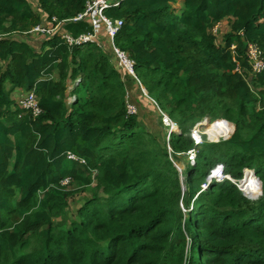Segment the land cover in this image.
<instances>
[{
    "label": "trees",
    "instance_id": "obj_1",
    "mask_svg": "<svg viewBox=\"0 0 264 264\" xmlns=\"http://www.w3.org/2000/svg\"><path fill=\"white\" fill-rule=\"evenodd\" d=\"M86 2L37 0L50 19L72 18ZM106 15L125 22L114 43L137 79L95 43L10 36L39 15L30 0H0V264H264V71L251 76L247 59L249 44L264 53V0H122ZM223 21L219 45L213 29ZM64 27L75 37L91 32L85 21ZM140 83L178 123L172 153L166 136L128 113ZM16 90L34 91L42 113L22 109ZM192 106L219 114V138L229 131L218 122L236 132L200 147L183 194L173 158L194 148L195 121L184 116ZM219 164L231 180L204 190ZM240 179L256 201L232 181ZM94 183L99 194L79 207V220L55 226Z\"/></svg>",
    "mask_w": 264,
    "mask_h": 264
},
{
    "label": "built area",
    "instance_id": "obj_2",
    "mask_svg": "<svg viewBox=\"0 0 264 264\" xmlns=\"http://www.w3.org/2000/svg\"><path fill=\"white\" fill-rule=\"evenodd\" d=\"M121 1L122 0H87L84 11L78 13L76 16L69 19H62L61 21H59L57 17L53 16L48 24H41L27 31H20V36L26 38H29L28 36H32V38H37L42 36L45 37L46 39V38H51L55 35H59L71 48L86 43H95L103 48L104 38H108L110 41L111 49L117 58L118 66L122 70L128 72L132 77L137 79L134 70V65H135L134 61L130 59V57L126 52L122 51L114 43V39L116 35L120 32L125 22L123 19L110 18L106 15V11L108 9H110L111 7H118ZM84 21L90 24L91 32L81 34L77 37H75L72 33H69L67 31L60 33L62 28L66 26L68 23H78ZM231 51L234 62H236L237 61L236 45L231 46ZM247 59H248V64L250 66L251 76H254L264 71V53L256 44L248 45ZM139 85L141 86L142 89L143 86L141 85V83ZM153 101L155 102V100ZM19 105L22 109L31 112L35 117H37L42 113V109L39 106V99L34 91L28 92L26 96L19 102ZM127 106H128L127 110L130 115H134L137 113L136 110L137 107L135 105L128 103ZM162 121L168 132L167 140H166L167 148L168 151L172 153L173 150L170 144L172 138L171 136L172 134L180 133V130L179 128L174 129L175 123L168 115L163 114ZM207 121L200 124H195L193 126V129H191L190 131L189 135L193 140L194 148L187 151L185 153V156L187 162L191 165H195L196 163L197 152L199 148L202 147V145L207 141L214 142L213 140H210L205 133ZM225 124L228 126V131H229L228 134L226 136H222L220 139L216 140L215 142L228 141L234 135L236 127H233V129L230 127L231 124L233 125V123L226 122ZM178 155H182V153H179ZM68 159L77 161L81 164L85 163L84 159L79 158L73 153L68 154ZM226 179L231 180L230 175H227L225 173L224 165L219 164L214 169H212L208 179V183L213 181L219 182ZM70 182L71 181L69 179H64L62 181V185L68 186Z\"/></svg>",
    "mask_w": 264,
    "mask_h": 264
},
{
    "label": "rangeland",
    "instance_id": "obj_3",
    "mask_svg": "<svg viewBox=\"0 0 264 264\" xmlns=\"http://www.w3.org/2000/svg\"><path fill=\"white\" fill-rule=\"evenodd\" d=\"M30 2L36 8V11H37L39 16H37L32 22H29L28 25L27 24L23 25L22 23H18V27H20L21 29L17 28L18 30H16V31L12 30L13 32L10 34V36L14 35V36L21 37L20 31H22V30L27 31L33 27L38 26V25L49 23V21H50L49 15L43 9L38 8L37 0H30ZM54 15H56V14H54ZM57 16H55V17H57ZM58 20L61 21L62 19L58 18ZM228 31H229V24L227 21H223V23L218 24L214 27L213 33L216 35L217 43L219 45L223 44V38ZM9 32H11V30ZM7 35H9V34H7ZM10 36H7V37H10ZM28 37H29V39H31L32 43H36V44H42L44 41L43 39H45V37H42V36L40 38L39 37L32 38V36H28ZM104 42L105 43L103 45L102 50L110 57V60L112 61V63L115 66H117V64H116L117 58L112 53V49H111V45H110L109 40L104 39ZM56 77H58V75H56ZM74 86L75 85H73L71 81H67L68 105H70L74 99L72 94L70 95V92L74 88ZM18 93L20 94V91ZM20 97H21V95H17V99H19ZM129 101H130V103L131 102L134 103L135 106L137 107L136 110L138 112H137V115L135 117H137L139 123L143 126L145 125L150 131H154L155 133H157V135H159V137L163 141H164L165 136H166V140H167L168 132L164 126V123L162 121V117H163V114L168 115V113L165 110H163L162 108L161 109L163 111L160 110L158 108V106L155 104V102L152 99H150V97L147 94L142 92V90L140 89V87L137 84H135L133 90L130 91V100ZM260 107H261V105H258V109ZM217 115H219V114L214 115L213 109L207 110L205 112L204 111H195V106H192L191 109L187 110V112L184 114V116L187 119H188V116L192 117V119L195 121L194 125L203 123V122L208 120L207 124H206L205 131L207 128L215 129L213 126H218V125H216V123L212 124V123L216 122L214 119L216 118ZM171 119L176 124V121L173 120V118H171ZM218 123H225V122H218ZM175 124H174V129H178L179 128V126L177 127L178 123L176 125ZM233 125H234V127H236L234 123H233ZM230 127L233 129L232 126H230ZM191 128L193 129V126ZM219 132H220V129H219V131L216 130V134L213 136H211L210 134H206L210 140L214 141V142H210V141H207V142L219 143V142H215L216 140L221 138V137L219 138V135H220ZM235 132H236V128H235ZM218 133H219V135H218ZM175 134H181V130H180V133H175ZM220 142H222V141H220ZM177 156H178L177 159L172 157L173 162L176 166H178L177 168H179L178 170L180 171V173L182 175L181 177H182L183 185L186 187V185L184 183L183 172L187 168L188 162H187L185 153H182V155H177ZM245 174H244V177H245ZM208 179H209V177H208ZM208 179H207V183L201 186V187H203L204 190L207 189L208 186L211 184V182L208 183ZM95 185H96V183H94V185H91L89 188L83 189L81 191L80 195L76 196L73 200L70 199V208L67 209V213L62 214L61 216L54 218L55 226H57L59 229H66L70 226L72 221H74L75 219L79 220L78 215H77V211H78L79 207H81L84 204V202L87 198H91L96 193L99 194V191H97ZM72 188H77V186L72 185ZM259 196H260V194H258L256 197H251V200L256 201L259 198ZM191 207H192V204H191Z\"/></svg>",
    "mask_w": 264,
    "mask_h": 264
},
{
    "label": "crops",
    "instance_id": "obj_4",
    "mask_svg": "<svg viewBox=\"0 0 264 264\" xmlns=\"http://www.w3.org/2000/svg\"><path fill=\"white\" fill-rule=\"evenodd\" d=\"M223 23V22H222ZM66 31V27H63L62 30L60 31V33H63ZM69 32V31H67ZM70 33V32H69ZM17 39L19 40H23V41H27V42H31V39H26L25 37H16ZM40 38V37H39ZM105 40L108 39V38H104ZM45 40V39H43ZM109 40V39H108ZM44 42V41H43ZM110 42V41H109ZM105 43V42H104ZM41 45V44H40ZM20 91V94L18 93ZM25 92V93H24ZM143 92V91H142ZM26 91H23V90H16L13 94V97H15L17 99V95H21V97L18 100V102H20L25 96H26ZM70 95H71V92H70Z\"/></svg>",
    "mask_w": 264,
    "mask_h": 264
},
{
    "label": "water",
    "instance_id": "obj_5",
    "mask_svg": "<svg viewBox=\"0 0 264 264\" xmlns=\"http://www.w3.org/2000/svg\"><path fill=\"white\" fill-rule=\"evenodd\" d=\"M142 91L145 93V94H148V92H147V90L144 88V87H142ZM176 166V165H175ZM176 167H178V166H176ZM179 169V168H178ZM250 171H253L254 172V174L256 175V173H255V171L254 170H250ZM256 178L257 179H259V177H257V175H256ZM260 180V179H259ZM234 183H236L237 184V186L239 187V189L243 192V194L247 197V198H249V199H251V197L250 196H248L243 190H242V188L240 187V185H239V181H241V179L240 180H232ZM236 181V182H235ZM182 184H183V182H182ZM182 190H183V194H184V192H185V190H186V187L183 185V187H182Z\"/></svg>",
    "mask_w": 264,
    "mask_h": 264
},
{
    "label": "bare ground",
    "instance_id": "obj_6",
    "mask_svg": "<svg viewBox=\"0 0 264 264\" xmlns=\"http://www.w3.org/2000/svg\"><path fill=\"white\" fill-rule=\"evenodd\" d=\"M225 124V123H223ZM226 125V124H225ZM227 126V125H226ZM217 131H219V127L217 126ZM206 134H210L211 136L215 135L216 134V130L215 129H211V128H207L206 131H205ZM220 133V132H219ZM218 133V135H219ZM242 183V182H241ZM240 183V185H241ZM242 188V187H241Z\"/></svg>",
    "mask_w": 264,
    "mask_h": 264
}]
</instances>
